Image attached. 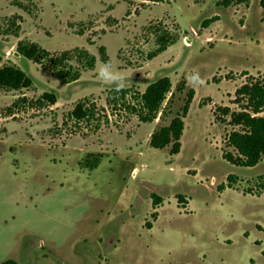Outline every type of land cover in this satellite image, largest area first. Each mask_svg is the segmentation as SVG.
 <instances>
[{"label": "rangeland", "instance_id": "1", "mask_svg": "<svg viewBox=\"0 0 264 264\" xmlns=\"http://www.w3.org/2000/svg\"><path fill=\"white\" fill-rule=\"evenodd\" d=\"M230 1L0 0V69L33 81L0 88V264H264V161L224 159L242 128L223 110L240 112L237 90L264 77V8ZM21 41L71 53L66 80L18 56ZM109 60L126 77L119 91L98 79ZM164 77L171 93L143 122L140 97ZM190 89L180 153L152 148Z\"/></svg>", "mask_w": 264, "mask_h": 264}, {"label": "trees", "instance_id": "2", "mask_svg": "<svg viewBox=\"0 0 264 264\" xmlns=\"http://www.w3.org/2000/svg\"><path fill=\"white\" fill-rule=\"evenodd\" d=\"M252 1V0H245ZM239 1V3H243ZM233 4L230 0H225L224 6L229 7ZM261 6L264 8V0L261 1ZM219 19H213L205 23V28ZM17 54L25 57L29 61L36 64H42L45 60H50L52 66L50 67L54 74L62 81L66 80V76L59 72V68L70 64L71 53H64L60 57H52L51 54L37 44L30 42H19ZM94 60L92 63L94 64ZM69 74V73H67ZM80 73L71 77L70 80L74 81L79 78ZM248 75V74H245ZM33 85L32 79L20 68L15 66H4L0 69V88H5L11 91H20L23 89H30ZM186 89V84H183L181 91ZM172 83L168 77L161 78L156 82L150 84L145 92L141 95L140 100L145 114L141 116L143 122H154L158 115L162 112V106L171 93ZM195 91L190 89L187 93V99L182 111L177 115L170 125L160 128L154 132L150 139V146L157 150H163L171 146V155H177L181 150V138L185 130L184 119L187 117L190 106L194 100ZM43 99L49 100L53 105L57 103L56 97L52 94L45 93ZM240 112H231L229 107H225V115L231 116L230 125L241 127V131H235L230 134L228 144L234 148L238 156L231 153H226L224 159L234 166L242 168L256 167L262 160H264V77L255 82H248L239 88L236 92V99L234 104L241 105ZM72 115L76 119H84L87 116L84 106L79 104ZM95 169V165L91 167ZM238 176L229 175L227 178L228 184H222L218 190L225 191L227 188L234 187V180ZM264 189V187H263ZM181 199V197L179 198ZM162 198L158 197L154 200L155 207L161 205ZM157 217V213L153 214Z\"/></svg>", "mask_w": 264, "mask_h": 264}, {"label": "clouds", "instance_id": "3", "mask_svg": "<svg viewBox=\"0 0 264 264\" xmlns=\"http://www.w3.org/2000/svg\"><path fill=\"white\" fill-rule=\"evenodd\" d=\"M98 79L103 83L114 86L115 90L119 91L126 87V77L119 71L111 60L97 65ZM194 84L202 85L204 81L200 77L199 72H194L191 76Z\"/></svg>", "mask_w": 264, "mask_h": 264}, {"label": "crops", "instance_id": "4", "mask_svg": "<svg viewBox=\"0 0 264 264\" xmlns=\"http://www.w3.org/2000/svg\"><path fill=\"white\" fill-rule=\"evenodd\" d=\"M264 160H262L256 167H253V168H241V169H248V170H250V169H254V168H258V167H260V165L262 164V162H263Z\"/></svg>", "mask_w": 264, "mask_h": 264}, {"label": "built area", "instance_id": "5", "mask_svg": "<svg viewBox=\"0 0 264 264\" xmlns=\"http://www.w3.org/2000/svg\"><path fill=\"white\" fill-rule=\"evenodd\" d=\"M19 56V54H17Z\"/></svg>", "mask_w": 264, "mask_h": 264}]
</instances>
